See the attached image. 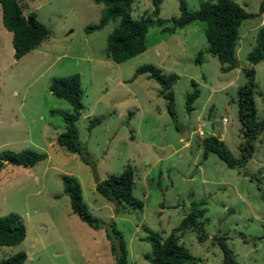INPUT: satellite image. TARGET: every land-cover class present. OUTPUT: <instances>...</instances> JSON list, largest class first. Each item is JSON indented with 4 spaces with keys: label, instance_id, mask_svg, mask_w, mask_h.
<instances>
[{
    "label": "rangeland",
    "instance_id": "1",
    "mask_svg": "<svg viewBox=\"0 0 264 264\" xmlns=\"http://www.w3.org/2000/svg\"><path fill=\"white\" fill-rule=\"evenodd\" d=\"M28 17L50 28V34L16 58L12 32L2 22L0 5V150L30 147L45 152L32 166L5 163L0 171V215L14 211L26 226L24 239L0 245V259L19 250L22 264H111L114 254L104 229H95L72 211L61 175L74 174L83 198L102 223L114 221L123 232L128 264H150L144 253L151 243L144 227L166 237L180 225L191 203L205 199L200 218L203 239L192 227L177 234L195 259L184 264H221L223 250L217 236L231 248L238 264H264V130L254 140V151L243 164L231 167L217 153L203 157V137L223 139L234 156L242 141L237 116V89L246 81L243 68L254 66L258 118L264 117V58L252 64L247 54L264 27L262 0H236L253 12L239 26L237 66L220 69L207 46L206 21L194 20L173 32L153 23L141 53L117 62L107 55V37L118 20L86 32L84 26L99 21L103 3L94 0H17ZM204 0H186L196 9ZM151 0H132L131 13L139 18L152 13ZM180 13L178 0H161L159 16ZM152 15V14H151ZM170 24V22H168ZM152 62L179 77L174 91L173 118L159 83L147 73L134 78L135 69ZM80 73L82 105L75 120L86 158L67 150L56 140L65 129L62 112L74 111L64 98L54 95V77ZM200 89L194 108L187 111L186 93ZM134 113L128 118V112ZM99 118L91 128L89 122ZM202 131V132H200ZM135 171L133 194L143 201L134 208L115 203L95 188L98 179L121 171ZM250 174H253L251 177Z\"/></svg>",
    "mask_w": 264,
    "mask_h": 264
},
{
    "label": "trees",
    "instance_id": "2",
    "mask_svg": "<svg viewBox=\"0 0 264 264\" xmlns=\"http://www.w3.org/2000/svg\"><path fill=\"white\" fill-rule=\"evenodd\" d=\"M103 3V13L99 21L88 23L84 26L86 32L102 28L109 20H118L107 37V55L117 61H124L146 48L145 35L149 26L153 23L161 26L163 31L173 32L176 28L184 27L194 20L206 21L204 34L207 46L200 48L195 56V61L201 62L203 53L209 51L220 62V69L228 71L237 66V40L239 38V26L241 22L254 13L246 10L236 0H204L196 9H189L186 0H178L180 13L165 18L159 16L161 0L152 1V15L145 14L136 18L131 13L132 0H94ZM2 9V22L12 32V45L14 56L19 58L31 48L35 47L43 38L50 34V28L36 18L33 11L28 12V17L23 13L21 4L17 0H0ZM264 10V0L260 3V11ZM27 18H32L30 24ZM170 22V24H168ZM247 57L252 64L264 58V27H259L255 44L249 50ZM246 81L237 89V116L240 121L242 141L239 144V156H234L225 145L224 140L214 134L203 137V157L208 151L217 153L229 166L241 165L254 151V140L257 134L264 130V117L258 118L254 101V93L257 90L255 81V68L249 66L243 68ZM147 73L160 85V92L166 99V106L170 115L175 118L174 91L172 85L178 79L176 72H165L152 62L139 65L133 78ZM193 88L186 93L185 107L187 111L194 108L193 102L199 96L200 89L197 82L191 79ZM50 91L61 98L66 99L74 108L72 112H62L66 121L65 129L57 134L56 140L67 150L77 152L86 158L87 151L79 140V133L75 126V120L80 115L82 105V88L80 73L57 76L49 83ZM134 113L128 112V118ZM99 118H93L88 128L98 122ZM45 152L37 151L30 147L19 150L4 148L0 150V171L5 163H13L22 166H32L37 161L46 157ZM253 177V174H250ZM65 192L69 195L72 211L88 225L95 229H104L106 237L110 240V248L114 254V262L111 264H128V249L123 232L112 220L108 224L91 212L83 198L81 184L74 174L63 173L61 175ZM135 171L131 164H126L119 172H113L98 179L95 188L104 197L114 200L115 203L125 201L134 208H141L143 201L133 194ZM206 200L200 199L191 203V210L187 212L180 225L174 227L171 232L162 237L161 234L148 226L144 229L147 234L145 239L151 243L150 251L144 253V257L150 264H184L192 262L195 257L183 242L179 241L177 232L183 227H192L198 231V238L203 239L201 217L207 210ZM119 207V205H118ZM26 235V226L19 214L10 211L0 215V245H13L21 242ZM225 236H217V240L223 250L221 264H238L232 255L231 248L223 241ZM25 250H19L7 257L0 259V264H22L26 259Z\"/></svg>",
    "mask_w": 264,
    "mask_h": 264
},
{
    "label": "water",
    "instance_id": "3",
    "mask_svg": "<svg viewBox=\"0 0 264 264\" xmlns=\"http://www.w3.org/2000/svg\"><path fill=\"white\" fill-rule=\"evenodd\" d=\"M27 20L30 24H33L32 18H27Z\"/></svg>",
    "mask_w": 264,
    "mask_h": 264
},
{
    "label": "built area",
    "instance_id": "4",
    "mask_svg": "<svg viewBox=\"0 0 264 264\" xmlns=\"http://www.w3.org/2000/svg\"><path fill=\"white\" fill-rule=\"evenodd\" d=\"M200 132H202V131H200Z\"/></svg>",
    "mask_w": 264,
    "mask_h": 264
}]
</instances>
